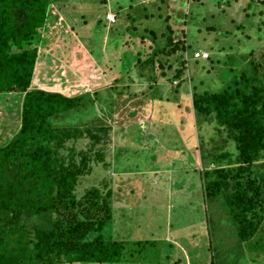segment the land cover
Masks as SVG:
<instances>
[{"label": "trees", "instance_id": "1", "mask_svg": "<svg viewBox=\"0 0 264 264\" xmlns=\"http://www.w3.org/2000/svg\"><path fill=\"white\" fill-rule=\"evenodd\" d=\"M53 1L0 0V104L11 115L4 114L0 125L7 124L9 130L3 138L0 129V264H162L163 260L168 264L172 242L115 235L110 188L103 192L92 186L82 196L76 194L80 178L91 172V162L104 155L93 146L98 129H107L97 123L110 116L100 104L108 95H99L96 88L68 96L34 84L35 77L47 76L51 69L39 64L49 50L42 43L55 35L56 27L66 25L55 13ZM134 14L135 10L131 21ZM184 17L180 13L178 25L185 24ZM149 34L154 43L149 54L143 60L139 55L132 59L140 70L148 68L146 73L139 70L138 76L146 75L150 94L159 88L153 96L161 99L165 86L180 79L183 70L178 68L172 76L160 70L163 81H159L156 70L164 69L160 55L176 52L177 63L183 66L186 31L166 24L160 34L156 30ZM262 48L239 59L229 57L220 69L225 75L220 89L198 91L197 85L190 89L198 127L210 125L218 134L217 139L210 137V150L204 135L201 146H194V153L199 148L204 161L203 197L224 200L237 228L238 244L253 254L252 260L264 255ZM120 57L123 61L122 53ZM152 110L157 114L155 103ZM138 128L144 129L142 124ZM86 136L91 141L88 148H78V140ZM227 142L233 151L225 149Z\"/></svg>", "mask_w": 264, "mask_h": 264}, {"label": "rangeland", "instance_id": "2", "mask_svg": "<svg viewBox=\"0 0 264 264\" xmlns=\"http://www.w3.org/2000/svg\"><path fill=\"white\" fill-rule=\"evenodd\" d=\"M53 5L66 25L56 27L55 35L42 43L49 50L39 64L51 69L47 76L35 77L34 84L68 96L96 88L99 95H108L100 104L109 111L110 120L101 117L103 123H97L107 129H98L93 146L104 155L95 158L91 172L80 178L77 196L92 186L103 192L110 188L115 235L172 242L168 264H264V255L252 260L253 254L238 244L237 228L224 200L203 197L204 161L199 148L194 153V140L196 147L201 146L204 135L210 150V137L217 139L218 134L210 125L198 127L190 91L192 85L198 91L220 89L225 83L220 69L229 57L239 59L249 50L263 49L264 0H54ZM133 10L137 15L131 21ZM107 11L116 14L117 21H108ZM180 13L185 14V24L178 25ZM166 24L186 31L187 47L182 50L183 66L177 63L176 52L160 55L164 69L156 70L159 81H163L160 70L169 76L183 70L180 79L165 86L160 99L153 96L159 88L150 94L146 75L138 76L140 67L132 57L145 59L154 45L149 31L160 34ZM197 50L209 58L194 59ZM147 71V67L140 70ZM96 82L100 83L93 87ZM152 102L157 114H152ZM4 114L11 116L0 104V125ZM7 128V124L0 127L3 138L8 136ZM89 139L81 137L78 148L85 149ZM224 146L234 150L230 142Z\"/></svg>", "mask_w": 264, "mask_h": 264}, {"label": "built area", "instance_id": "3", "mask_svg": "<svg viewBox=\"0 0 264 264\" xmlns=\"http://www.w3.org/2000/svg\"><path fill=\"white\" fill-rule=\"evenodd\" d=\"M106 18H107L108 21H114L115 20V16L111 12H107L106 13ZM194 57L195 58H204V57H207V53L203 52V51H196L194 53Z\"/></svg>", "mask_w": 264, "mask_h": 264}, {"label": "crops", "instance_id": "4", "mask_svg": "<svg viewBox=\"0 0 264 264\" xmlns=\"http://www.w3.org/2000/svg\"><path fill=\"white\" fill-rule=\"evenodd\" d=\"M196 143H197V142L194 140V146L196 145ZM180 151H183V149H181ZM181 156L183 157V154H182ZM178 166H181V163H179ZM182 166H184V164H182ZM182 166H181V167H182ZM167 190H168V188H167ZM165 193H167V191H166Z\"/></svg>", "mask_w": 264, "mask_h": 264}]
</instances>
